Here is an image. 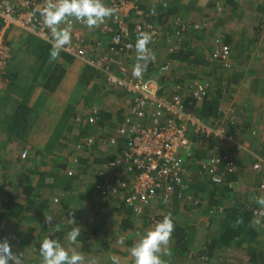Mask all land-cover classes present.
Here are the masks:
<instances>
[{
	"label": "crops",
	"instance_id": "obj_1",
	"mask_svg": "<svg viewBox=\"0 0 264 264\" xmlns=\"http://www.w3.org/2000/svg\"><path fill=\"white\" fill-rule=\"evenodd\" d=\"M139 4L144 11L157 14L147 19L161 32L157 42L149 44L153 67L168 65L167 77L175 73V67L187 69V75L205 73L219 109L229 108L233 119L237 118L234 127L226 126V134L242 150L215 138L202 141V146L192 144L190 152L182 155L184 179L187 184L209 183L200 180L196 166L208 153L230 154L236 160L234 174L227 179L231 188L209 183L195 198L197 207L175 196L169 204L155 200L139 217L121 196L101 197L96 185L111 182L113 175L127 179L109 167L119 151L99 150L98 138L117 134L130 96L111 90L98 75L83 84L79 76L84 65L63 53L55 60L49 54L38 59L30 52L27 39L31 38L13 30L7 36L14 54L10 75L0 79V240L8 241L22 264H41L39 242L47 236L75 247L85 264H133L129 254L133 244L170 215L175 227L168 245L170 255L162 256L165 264H264V258L251 261L252 253H264V220L250 218L246 227L251 238L236 236L226 245L222 240L229 226L237 224L240 210L252 204L264 210L258 203L264 198V188H260L264 172L253 169L256 163L264 166V0H140ZM175 15L198 26L181 43L175 41L167 20ZM110 21L109 16L93 28L82 23L78 36L85 46L100 42L106 50L116 29ZM102 27L109 30L102 31ZM222 47L232 56L227 71L208 61L209 54ZM177 48L185 50L181 54L184 63L170 56ZM135 57L124 58L127 73L123 78L147 80L133 76ZM67 64L75 65L77 76H71ZM60 65L65 69L62 79L45 87L50 73ZM93 108L99 111V119L87 126L83 122ZM211 120L221 123L219 116L206 122ZM88 136L95 137L92 148L76 151L75 145ZM100 169H105L104 176H99ZM49 216L51 223L45 220ZM68 219L81 229L75 246L64 237L70 227Z\"/></svg>",
	"mask_w": 264,
	"mask_h": 264
},
{
	"label": "built area",
	"instance_id": "obj_2",
	"mask_svg": "<svg viewBox=\"0 0 264 264\" xmlns=\"http://www.w3.org/2000/svg\"><path fill=\"white\" fill-rule=\"evenodd\" d=\"M139 1L102 0L107 7L115 9V14L110 16V22L116 29L112 32L106 50H103L100 42L85 46L84 41L78 36L82 22L70 18L62 27L70 28L71 43L60 51L95 69L111 90L130 96V103L123 111L117 129V136L98 139L99 150L119 151L109 163V167L117 173L126 174L127 179L96 185V190L104 198L121 196L132 214L138 217L142 216L145 209L155 200L169 204L176 191L179 199L181 198V192L186 189L184 179L186 170L182 163V155L190 152L193 147L192 137L200 139L199 143L214 137L229 143L236 151L242 150L239 144L226 134V126L234 127L236 124L232 117L234 112L229 108L220 110L221 123L212 126L186 110L183 95L178 93L182 90L180 87L175 93L167 96L163 95L162 86L154 79L126 81L123 78L127 73L124 58L130 54L136 56L134 44L139 33H149L151 44H155L161 36L160 29L147 21L148 18L156 16V12L141 10ZM44 3L45 0H0V74H4L3 70L10 58L9 49L3 39L6 32L20 30L50 45L51 33L43 26L38 12ZM130 22L132 25L128 26ZM172 24L176 30L174 39L177 43H181L188 27L198 29V26H190L179 19ZM101 30L107 32L109 29L102 27ZM169 51L171 52V49ZM231 57L230 51L225 47L213 50L211 54V59L217 61L224 71L230 69ZM110 67L114 68V71H111ZM159 69L167 72L169 67L164 65ZM191 88L192 99L200 104L205 100L210 84L194 82ZM98 115V110L93 108L83 123L94 125ZM94 141L95 137L92 136L83 138L75 145L76 151L91 149ZM228 155L230 154L210 156L200 164L215 185H222L226 173L232 172L234 160ZM217 166H222L223 172H218ZM262 167L261 163L253 165L257 172H261ZM104 170L98 171L99 176L105 175ZM260 188L263 189L264 184L260 185ZM182 200L193 207L199 205L198 200L189 196ZM209 211L212 213L213 210ZM217 212L220 213L221 210ZM253 216L263 220L264 210L254 209ZM201 259L206 260L205 257Z\"/></svg>",
	"mask_w": 264,
	"mask_h": 264
},
{
	"label": "clouds",
	"instance_id": "obj_3",
	"mask_svg": "<svg viewBox=\"0 0 264 264\" xmlns=\"http://www.w3.org/2000/svg\"><path fill=\"white\" fill-rule=\"evenodd\" d=\"M38 12L42 18L43 26L51 33L49 55L52 60H55L60 51L71 43L70 28L62 27V25L68 23L70 18L84 23L88 28H93L103 23L105 18L114 15L115 9L105 6L102 0H45L44 6L39 8ZM150 41L151 35L147 32L139 33L136 38L134 44L136 63L133 65L132 72L134 77H141L142 73L147 69L148 63L153 59L151 50L148 47ZM129 47H133V45H129ZM96 75L103 78L98 73ZM194 82H209L210 84L211 81L204 78L201 81L194 80L191 84L186 83L185 86H190L192 90L191 87ZM177 88H173L172 93H175ZM180 88L183 89L182 87ZM209 124L211 125V123ZM115 136L117 134L111 137ZM101 137L109 138L104 135H101ZM263 172L264 166L260 173ZM258 203L264 205V198L259 199ZM45 220L47 223H51L52 217H45ZM68 220L70 227L64 233V237L70 245L75 246L79 243L78 238L81 236V229L78 226H73L75 224L74 220ZM174 227L175 224L172 217L165 215L154 227L146 231L129 250V254L133 258V264H165L162 256L170 255L168 245ZM38 252L41 258V264H85L84 256L75 247H66L61 243L60 238L45 237L39 242ZM9 261L12 264H22V259L12 252L8 241L6 239L0 240V264H9Z\"/></svg>",
	"mask_w": 264,
	"mask_h": 264
},
{
	"label": "trees",
	"instance_id": "obj_4",
	"mask_svg": "<svg viewBox=\"0 0 264 264\" xmlns=\"http://www.w3.org/2000/svg\"><path fill=\"white\" fill-rule=\"evenodd\" d=\"M140 8V7H139ZM141 10H143L142 8H140ZM179 16L175 15V16H172V18L168 19V22L171 23V27L174 29L173 32H175V27L174 25L172 24V22H174L175 20L179 19L178 18ZM166 19V17H165ZM182 21V20H181ZM188 23V22H186ZM0 24H1V21H0ZM189 24V23H188ZM190 26H192V24H189ZM190 30H193L192 27H188L186 29V31L184 32V35L190 31ZM10 33V31L6 32L5 35H4V41L9 49V53H10V58L8 60V64L6 65V67L4 68L3 70V73L4 74H0V79L2 80H5L7 79V76L10 75V71H11V63H12V58H13V52H12V49H11V44L10 42H7V36L8 34ZM27 34V33H26ZM28 35V38L31 40H28L27 39V42L30 46V52L33 54V55H36L38 57V59H42L44 57H46L47 54L50 53V48L51 46L48 44V43H45L39 39H37L36 37L34 36H31L30 34H27ZM183 35V36H184ZM184 38V37H183ZM183 41V40H182ZM181 41V42H182ZM180 46V45H179ZM178 46V48H179ZM178 48L176 50V52L178 51ZM228 49V48H227ZM229 50V49H228ZM185 50H179L178 53L175 52V54H171L170 56L172 58H174V60H182V52H184ZM230 51V50H229ZM62 53V52H60ZM212 54V53H211ZM211 54H209L208 56V61L209 62H212V63H215L217 65L218 62L217 61H213L211 59ZM63 55H66L63 53ZM62 55V56H63ZM68 56V55H66ZM70 57V56H68ZM71 58V57H70ZM62 59V58H61ZM66 62H71L70 59L68 58H63ZM73 59V58H72ZM182 63L183 60H182ZM83 68L81 70V74L79 76V79L80 81L84 84L86 82V84H88V82L92 81L94 79V77H97L96 76V72H95V69L85 65L83 63ZM196 65V64H195ZM188 66V65H187ZM209 66V65H207ZM204 67V66H203ZM184 70H187V69H184ZM188 71V70H187ZM146 72V76L145 78H148V79H155L158 81V83L162 86V91H163V95H169V93L172 92L173 88H171V90H169V80L167 78V72H163L162 70H160L159 68H155L153 67V63L152 62H149L148 63V66H147V69L145 70ZM65 74V69L63 67V65H60V66H56L54 71H52L49 75V78L45 84V87H47V85L49 84L50 86L53 85V82H54V86L58 84V82L62 79V77L64 76ZM205 74V73H204ZM204 78H208V77H195V79L193 80H199L201 81L202 79ZM211 84V87L209 88L208 90V93L206 95V98L205 100L200 103V104H197L191 97V89H190V86H185V84L183 83V81L181 80L180 82H177L176 83V87H182L183 89L181 91H179L178 93H181L183 95V99H184V106L186 108V110L190 113H192L196 118H198L199 120H202L204 122H206L207 120L209 119H215L217 118V116L220 117V109H219V101L218 99H216L213 94L215 91L213 86H212V83L210 82ZM170 91V92H169ZM213 91V92H212ZM173 94V93H172ZM219 111V112H218ZM99 112V111H98ZM85 120V119H84ZM85 125H87L86 123H84ZM89 126V125H87ZM232 126L230 125H227V128H231ZM87 128V127H86ZM192 140L194 141V144H197L199 143V140L200 139H195L194 137H192ZM124 141H121V143H123ZM201 146L204 145L203 143H199ZM233 147V146H232ZM234 148V147H233ZM200 153V151H199ZM198 153V154H199ZM217 153H208V156L207 157H204L205 159H207L208 157L210 156H218L216 155ZM196 155V154H195ZM207 155V154H206ZM204 155L201 156V158L203 157ZM113 158V157H111ZM198 159H201L200 157H197ZM203 158V159H204ZM196 159V158H195ZM197 159V160H198ZM204 159V160H205ZM110 160V159H109ZM234 160V167H232V172L231 173H226L227 177L225 176L224 180L225 182L223 183L224 185V188L225 189H230L231 185L229 186V184L231 183L230 181H228L227 179H229L231 176H233L234 174V171H235V168H236V160L233 158ZM202 161H200V163L198 164V166H196V171H197V174L199 173V176H200V180H204V179H207L209 181V183H212L211 180H210V175L206 173L205 170H203L200 166ZM182 163H183V166H184V160L182 159ZM185 168V167H184ZM217 171L218 172H223V167L222 166H217ZM259 173V172H257ZM205 176H207L208 178H205ZM111 182H116L117 180H125L121 177H116V175H113L111 178ZM230 180V179H229ZM110 182V181H109ZM208 182L204 181L200 184L198 183H186L185 181V185H186V189L183 190L181 192V199L183 198H186L185 196H189L193 199H195L200 193H202L204 191V188L209 184ZM213 185H215L214 183H212ZM32 190V188L30 189ZM26 195L28 196V192L26 191ZM33 195V194H32ZM35 196V195H34ZM33 196V198H34ZM174 196L175 197H178V191H176L174 193ZM29 197V196H28ZM179 198V197H178ZM261 205V204H260ZM259 205V206H260ZM261 207V206H260ZM258 207L257 205H250L248 206L247 208H244L243 210H240L239 213H238V216H239V219H238V222L237 224H235V226H229L227 232L225 233V235L223 236V242L226 244H228L230 241H232L233 237H245V235L250 236V238L253 236V235H250L249 233V229H248V226L246 227V224L248 223V221L250 220V218H255L253 216V211L254 209H263V208H260ZM235 216V215H233ZM264 220V219H263ZM240 222V225H238ZM255 254V253H254ZM253 253L251 254V261H255L257 259L255 258H258V260H262L264 258V253H259L257 255H254ZM262 257V258H260Z\"/></svg>",
	"mask_w": 264,
	"mask_h": 264
},
{
	"label": "rangeland",
	"instance_id": "obj_5",
	"mask_svg": "<svg viewBox=\"0 0 264 264\" xmlns=\"http://www.w3.org/2000/svg\"><path fill=\"white\" fill-rule=\"evenodd\" d=\"M96 55H98V54H96ZM95 55V56H96ZM75 61V60H74ZM76 61H79V60H76ZM71 62H73V61H71ZM73 64H77L76 62H73ZM73 64H67L66 66H68V68H69V71L72 73L71 74V76H77V70H74V66L75 65H73ZM81 64V63H80ZM109 69H111V71H114V68H112V67H110ZM178 69L175 67V69H174V72L175 73H173V74H171V76H169V77H167L168 78V80H169V90H171V88L172 87H176V83L177 82H180L181 80L183 81V83L184 84H186V83H189V84H191V82H193L194 80L193 79H195V77L197 78V77H206L204 74H202V73H200V72H198V73H196V74H192L191 72H189V75H187L185 72H184V70L183 69H179L178 71H177ZM147 74H146V72L144 71L143 73H142V77H145ZM142 80H143V78H141ZM206 79H209V78H206ZM137 81V80H136ZM170 92V91H169ZM172 93V92H171ZM171 93H169V94H171ZM228 109V108H227ZM227 109H223V110H227ZM234 120L236 121L237 120V118L236 117H234ZM210 123H211V125H213V126H216V124L214 123V120H211V121H209ZM210 138H212V137H210ZM214 138V137H213ZM206 142H208V141H206ZM196 173H197V171H196ZM205 178H208L207 176H205Z\"/></svg>",
	"mask_w": 264,
	"mask_h": 264
}]
</instances>
